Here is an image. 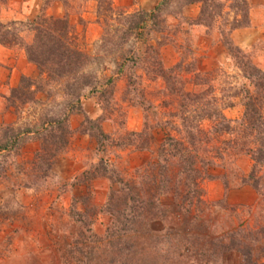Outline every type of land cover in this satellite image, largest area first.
<instances>
[{
  "label": "rangeland",
  "instance_id": "rangeland-1",
  "mask_svg": "<svg viewBox=\"0 0 264 264\" xmlns=\"http://www.w3.org/2000/svg\"><path fill=\"white\" fill-rule=\"evenodd\" d=\"M47 1L42 0L41 7ZM155 1L157 5L161 0H111L116 11L126 14L138 10L152 11L155 7L151 10L149 8ZM219 1L220 13L206 21V25H201L198 24L200 4L180 8L182 0H170L160 14L164 26L161 32H146L144 29L139 31L140 37H130L127 44L117 49L114 48L117 37L112 36L115 28H121V25L108 19L103 22L102 16L98 18L96 0L49 1L47 8H50V14H45L54 18L66 17L79 41L80 49L90 56L85 72L94 75L97 84L84 92L81 104L90 119L100 118L102 130L109 135L110 140H103V147L97 151L96 140L87 135L88 138H85L78 132L84 117L73 114L71 116H79L80 123L78 118L69 117V129L75 132L71 134L66 150L51 161V169L47 170L45 166L39 165V161H35L34 155L39 149L32 156L31 151L21 153L20 150L18 155L8 159L3 171L0 168V264H106L105 254L101 256L105 244L103 237L107 227L113 225V218L101 211L104 210L109 192L118 189L116 180L120 178L133 185L142 198L149 196L152 188L144 182L145 176L150 164L156 162V151L163 138L162 132L153 129L155 119H162L161 114L164 112L177 110L175 104L167 108L161 106L162 101H171L173 97L165 95L161 78L155 74H145V66L154 62H159L164 69L179 64L182 69L190 66L188 69L193 72H181L178 75L187 92L199 90V87L193 86V74L203 73L208 85L213 88L212 95L217 98L225 96V99L233 103V106L223 109V115L232 121L241 118L243 107L239 96L233 97L235 90L245 83L239 60L243 57L244 61L264 71V40L256 41L247 48L238 47L241 51L238 54L229 53L224 40L228 37L231 40L230 27L242 21L244 11L240 7L230 8L235 0ZM245 1L250 7V3ZM7 5L8 0L0 1V11H7ZM193 14L196 15L193 17ZM105 29L110 33L102 38ZM22 36L26 42L32 39V34L27 31ZM215 39L221 45L222 50L217 49L221 53L212 48ZM149 47L156 51L149 50ZM14 49L22 51L19 47ZM210 55L218 56L220 61L211 60ZM134 58L139 60L132 67ZM173 62H176L175 65L168 67ZM9 93L10 89L4 95L0 93V108L3 105L13 112L19 122L18 126L35 123L42 110H47L49 116H56L65 102L58 84L51 87L48 99L38 94L37 98L42 105L32 108L24 106L14 110L8 107L6 98ZM148 106L145 111L144 108ZM145 120L147 132L153 133L155 138L150 149L139 151L132 147L118 148L116 144H125V136L129 132L138 133L143 130ZM137 122L141 127L134 131L132 128ZM71 124L77 127L72 129ZM175 126L180 129L178 120H175ZM209 126L208 122L203 121L199 128L205 133ZM170 132L180 137L173 129ZM230 139V136L225 135L211 139L203 146L208 150L204 157L212 159L215 153L217 157L213 158L215 165L207 169V174L213 179H205L200 184L204 206L197 223L201 225L198 232L199 246L210 247L216 241L223 242L224 238L228 240V231L237 225L241 229H257L264 225V191L259 196L249 186L243 185L252 161L249 156L239 154L228 146L224 149V142L228 143ZM131 153L137 154L132 156ZM73 170H80L74 179H61ZM90 175L96 177L89 180ZM63 193H69L67 203L61 200ZM158 200L167 214L162 221L156 217L146 226V239L157 240L158 248L142 255L148 261L154 257L153 264L156 255L158 258L172 256L174 251L170 245L175 242L176 235L184 232L186 222L193 215L191 212L185 216V213L181 215L176 211L172 193ZM45 206L47 208L43 211ZM83 212L85 214L82 217ZM84 224L90 227L95 239L83 238ZM259 248V244L254 246V255H259ZM197 255L192 254V258L201 264L203 257ZM168 262L175 263L172 259ZM241 262V256L233 251L216 258V264Z\"/></svg>",
  "mask_w": 264,
  "mask_h": 264
},
{
  "label": "trees",
  "instance_id": "trees-1",
  "mask_svg": "<svg viewBox=\"0 0 264 264\" xmlns=\"http://www.w3.org/2000/svg\"><path fill=\"white\" fill-rule=\"evenodd\" d=\"M49 1L44 3L39 14L31 20L8 23L0 21V47L22 49L26 60L36 67L38 73L35 79L21 76L18 85L10 89L6 101L8 107L14 110L24 106L27 108L41 106L42 102L37 95L43 94L48 99L51 87L58 84L65 102L56 116H49L47 110H42L35 123L23 126L0 124L1 171L5 169L8 159L18 155L29 141H37L40 146L34 155L35 161H39V165L45 166L47 170L51 169V161L66 150L69 138L75 132L68 126L69 117L73 114H81L84 117L78 132L94 138L98 144L97 151L103 147L101 144L103 140H110L109 135L102 130L100 118L90 119L81 104L84 92L97 84L94 75L85 72L90 56L80 49L79 41L66 17L54 18L45 14ZM96 1L98 18L102 16L103 22L108 19L121 25V28H115V34L112 36L117 37L114 44V48L117 49L127 44L130 37H140V32L144 29L146 32H161L164 26L160 14L170 0H161L152 11L138 10L129 14L116 11L111 0ZM192 4L201 6L198 23L201 25H206V21L217 16L221 9L219 0H182L180 8ZM235 7H240L246 14L243 12L242 21L231 25L229 33L250 26V7L246 1H233L230 8ZM25 31L32 34L29 42L23 40L22 33ZM108 33L110 31L106 32L105 29L102 38ZM224 44L229 53L241 52L229 37L224 40ZM149 50L156 51L150 47ZM132 57L133 55L130 56ZM243 59L242 57L239 61L245 83L235 90L233 96H239L243 113L236 121L227 119L222 113L223 109L233 106V103L225 99V96L217 98L212 95L213 88L208 85L203 73L193 74V86L199 87V90L187 92L178 75L181 72H193L188 69L190 66L182 69L179 64L164 69L159 62H154L143 68L145 74H155L161 78L164 82L165 95L173 97L171 101H162L161 106L167 108L175 104L177 110L164 112L161 114L162 119H155L153 129L162 132L163 138L156 151V162L150 164L145 176L144 182L152 188L149 196L142 198L133 185L123 182L120 178L116 180L118 189L109 192L104 210L101 211L113 218V225L107 227L103 237L105 244L101 256L105 254L106 264H139L142 260L141 264L144 262L153 264L154 257L148 261L142 256L149 250L158 248L157 240L146 239L148 237L146 226L156 217L161 221L164 219L167 211H163L158 199L169 193L173 195L174 206L179 214L185 213L187 216L192 212L193 215L186 222L187 226L183 233L176 235L178 234L176 231L175 242L170 245L174 251L172 256L158 258L156 255L155 264H170L168 262L170 259L175 262L174 264H197L192 258L194 253L198 254V257H203L201 264H216L218 256L231 251L241 256V264H264V225L257 229L251 227L241 229L237 225L228 231V240L222 237L223 242L216 241L210 247L198 244L201 225L197 223L204 206L200 184L205 179H213L207 174V169L215 165L213 158L217 157L216 153L212 159L204 157L208 153L203 147L207 142L225 135L230 136L228 143L224 142V149L228 146L239 154L249 156L252 161L243 185L249 186L259 196H262L264 191V71ZM137 60L139 59L134 58L132 67L136 66ZM149 107H145L144 110ZM175 120L179 121L180 129L175 126ZM203 121L210 125L205 133L199 128ZM144 125L143 130L138 133L129 132L125 136L126 143H117V147L149 150L155 138L153 133L147 132L146 120ZM172 129L180 137L172 135L170 132ZM94 177L96 176L90 175L88 179ZM84 214L83 212L82 217ZM262 217L264 222V215ZM84 233L83 238L95 239L89 226H84ZM256 244L260 245L258 256L253 253Z\"/></svg>",
  "mask_w": 264,
  "mask_h": 264
},
{
  "label": "crops",
  "instance_id": "crops-1",
  "mask_svg": "<svg viewBox=\"0 0 264 264\" xmlns=\"http://www.w3.org/2000/svg\"><path fill=\"white\" fill-rule=\"evenodd\" d=\"M247 1L250 3V9H249L250 26L248 28L238 29L230 33L231 41L234 43V45H236L239 48H247L253 45L256 41L260 42L261 40H264V0H247ZM156 3L157 1L154 2L153 6H151L149 10L153 9ZM41 4H42V0H8L7 11L5 12L2 10L0 11V21L3 23H8L11 21L21 22L27 19H32L37 14V12H39ZM20 6H21V11H19ZM49 11L50 8L48 7L45 13L48 15L50 14ZM196 14H193L192 16L194 17V15ZM185 15H187V13H185ZM215 41L216 42L213 44L212 48H214L215 50L217 49L222 50L219 42L216 39ZM219 53L221 52L219 51ZM168 57H170V54H168ZM210 57L211 60L215 62L218 60L220 61V58L218 56L214 57L213 55H210ZM163 61L164 63H166L165 59H163ZM175 63L176 62H173V64L171 65L169 64L168 67L175 65ZM37 75L38 73L36 67L26 60L23 51H19L14 48L0 47V87H1L0 93L2 95L7 93L9 89L16 87L18 85L21 76H26L34 79L37 77ZM72 118L79 119V116L78 115L71 116V119ZM79 123H80V119H79ZM79 123L77 124V126L79 125ZM0 124L3 125L12 124L15 126L19 125L17 117L13 114V112L6 109V107L3 105L0 108ZM74 125L75 124H71L72 129H75L77 127ZM128 127L129 128L131 127L130 123L128 124ZM140 127H141L140 123L137 122L132 129L134 131H138ZM83 136H85V138H88L86 135ZM38 149L39 146L36 141H29L22 147L21 153H23L26 150H29L31 151V156H32ZM90 150H92V148H90ZM127 152H129V150ZM131 154L132 156H134V154L137 153H131ZM79 171L80 170H73L72 173L69 172L67 173V175L65 174L61 179L65 181H68L69 179H74L75 175ZM68 194L69 193L66 194L63 193L62 196L64 197H62L61 200H65L67 203L70 198ZM46 208L47 206H45L43 211H45Z\"/></svg>",
  "mask_w": 264,
  "mask_h": 264
}]
</instances>
